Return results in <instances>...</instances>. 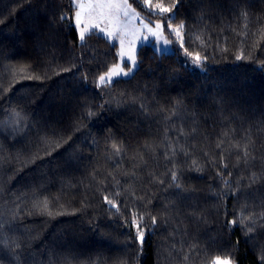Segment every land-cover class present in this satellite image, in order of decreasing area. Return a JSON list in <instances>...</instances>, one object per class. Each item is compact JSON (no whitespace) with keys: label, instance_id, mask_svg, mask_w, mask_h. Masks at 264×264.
Returning a JSON list of instances; mask_svg holds the SVG:
<instances>
[{"label":"trees","instance_id":"obj_1","mask_svg":"<svg viewBox=\"0 0 264 264\" xmlns=\"http://www.w3.org/2000/svg\"><path fill=\"white\" fill-rule=\"evenodd\" d=\"M129 2L200 65L144 45L99 85L72 0H0V261L264 264V0Z\"/></svg>","mask_w":264,"mask_h":264},{"label":"rangeland","instance_id":"obj_2","mask_svg":"<svg viewBox=\"0 0 264 264\" xmlns=\"http://www.w3.org/2000/svg\"><path fill=\"white\" fill-rule=\"evenodd\" d=\"M72 1L75 7L74 25L77 28L79 35H80V31L85 27H87L88 31L85 32V38L87 35L91 33H98L103 37L107 38L108 40H110L115 45H117L118 63L114 66H118L116 68V72L118 74L110 78L106 77L105 83H100V81L98 80L99 85L111 84L117 79L128 78L132 76L138 67V60H137L138 51L140 47L144 45H152L153 48L158 53H170L173 52L174 47H176L182 52V57L186 61L192 63V65L199 66L200 63L202 62V59L198 64L194 61L193 57L195 56V54H193L192 56L185 55V51L183 47L182 27L171 26L172 29H179V33H180L179 35H177L176 32L170 31V33L174 37V41H173V39H171L165 32L164 22L155 21L149 18L144 13L135 9L132 6V4L129 2V0H127V3L131 5V8L135 10V13L139 14L138 18L130 19V22H129V18H125L122 14L119 17V20L110 17L101 18L97 15V12L99 10L94 11L93 9L87 7L88 5H96L100 3H110V2L122 4L124 0H72ZM79 5H84L85 7L81 8L79 7ZM144 5L147 7L146 3ZM156 10L157 8L155 7H152L151 9L152 12H155ZM77 12H80L79 26L77 25L76 22ZM96 24H99V28L94 27V25ZM158 24L161 26L160 28L156 27V25ZM145 25H147L148 27H145ZM100 28H103L104 31L101 32L99 30ZM148 28H151L153 32L156 33V35L150 33L148 31ZM108 32H112L113 35L111 37L107 36ZM121 36L123 37L124 40L123 45H121L120 43ZM165 41H167V43H165ZM174 42H175V46H174ZM122 52L123 55H121ZM130 56H134L135 58L134 64L132 63L131 59H129ZM121 69L123 70L122 72ZM129 69L131 70L129 71ZM124 72H127L128 75L125 76L123 74ZM221 260L224 261L228 259L221 258ZM230 264L233 263L230 261Z\"/></svg>","mask_w":264,"mask_h":264},{"label":"snow or ice","instance_id":"obj_3","mask_svg":"<svg viewBox=\"0 0 264 264\" xmlns=\"http://www.w3.org/2000/svg\"><path fill=\"white\" fill-rule=\"evenodd\" d=\"M145 3L147 5V7L149 8V11L151 12V9H152V5H151V0H145ZM174 6V5H173ZM79 7L83 8L85 7L84 5H79ZM87 7L93 9L94 11L95 10H99L97 12V15L101 18H113V19H116V20H119V17L120 15L122 14L125 18H129V22H130V19H135V18H138L139 14L138 13H135V10L131 8V5H129L127 3V0H124V2L121 4V3H100V4H96V5H88ZM155 8L159 9L160 13H164V12H169L171 11V8L170 7H164L162 4H156L154 6ZM63 19V17H62ZM76 22H77V25L79 26L80 24V12H77L76 14ZM94 27L96 28H99V24H96L94 25ZM145 27H148L147 25H145ZM157 28H160L161 26L158 24L156 25ZM170 27V31H173V32H176L177 35H179V29H172L171 26ZM180 27H183L182 25ZM101 32L104 31L103 28H100L99 29ZM88 31V28L85 27L84 29H82L80 31V35H79V38L81 41L84 40L85 38V32ZM148 31L150 33H152L153 35H156L155 32H153V30L151 28H148ZM113 35L112 32H108L107 33V36L111 37ZM146 39V38H145ZM120 43L121 45H123L124 43V40H123V37L121 36V39H120ZM165 43H167V41H165ZM121 55H123V52L121 53ZM185 55H188V56H192L193 54L188 52L187 50H185ZM238 59H240L241 57H237ZM129 59H131L132 63L134 64L135 63V58L134 56H130ZM194 61L198 64L201 60V57L199 56V54H196L194 57H193ZM118 66H114L112 69H109L108 73H106L105 75H102L99 77V81L100 83H105L106 81V77L107 78H110L114 75H117L118 73L116 72V68ZM131 69H129L130 71ZM123 70L121 69V72ZM125 76L128 75L127 72H124L123 73ZM29 78H33V77H29ZM35 79H39V77H34ZM248 153L245 152V155H247ZM173 179L175 180V174L173 173ZM105 199L107 200V197H105ZM107 202L114 206V203L113 201L111 200H107ZM40 211L41 212H46L48 215H52L51 211L49 210V205H48V201L45 200L43 201V206L42 208H40ZM153 222H155V218L153 217ZM134 223H135V220H134ZM235 223V222H234ZM138 227V235H139V238L141 239V241L143 240V232L142 231H139V225H137ZM0 264H2V261H0ZM214 264H230V261L229 260H224L222 261L220 257H216L215 261H214Z\"/></svg>","mask_w":264,"mask_h":264}]
</instances>
